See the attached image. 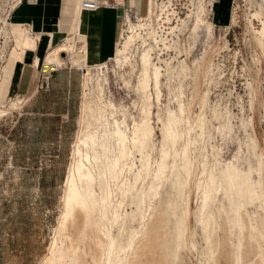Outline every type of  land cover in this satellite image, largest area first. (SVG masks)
I'll return each instance as SVG.
<instances>
[{"label":"rangeland","instance_id":"374dc122","mask_svg":"<svg viewBox=\"0 0 264 264\" xmlns=\"http://www.w3.org/2000/svg\"><path fill=\"white\" fill-rule=\"evenodd\" d=\"M153 3L154 0H149L144 16L152 14ZM5 5L0 0V15L5 12ZM202 20L193 22L194 42L191 50L186 51L187 60L170 56L158 63L152 59V49L142 50L138 46L141 40L136 42L135 33H141L139 24L132 22L134 31L128 25L124 42L122 33L112 60L102 62L103 70L94 68L89 78L86 67L87 71L81 72L82 84L85 76L81 96L87 107L82 106L74 121L73 135L61 146L51 144L54 133L48 128L53 127V122H44L46 131L38 133L37 121L20 117L24 105L21 107L12 96L20 75L17 69L32 61L39 37L18 26L17 18L11 23L9 33L0 32V52L4 50L8 54L0 67V264H37L44 254L39 264H57L58 259L73 264L68 239L71 233L58 234L73 149L79 137L85 140L97 133L103 136L115 122L128 127V132L136 138L135 172H144L143 180H147H142L141 190L149 194L153 184L159 191L153 211L143 209L145 219L137 212L124 221L126 238L132 229L139 230L146 223L135 249L130 252L129 264H231L237 250L244 258L241 264L264 263V0H221L211 22ZM74 21L72 33L78 34L79 39L71 41L77 54L70 51L75 57L70 60L73 64L66 65L68 68H79L80 60L86 61V39L81 34L83 27H79L81 19ZM69 39L67 36L64 44L57 46L51 44L45 55V70L54 68L48 65V58L55 50L70 48L65 45ZM78 48L82 50L79 52ZM15 51L19 55L18 63L13 60ZM88 65L97 63L89 60ZM171 125L176 131L171 129L168 133ZM147 129L152 133L144 137ZM187 131L189 137L188 133L182 134ZM170 144L175 146L171 149ZM179 151L182 155L178 160ZM227 168L233 174L240 172L236 184L243 188L237 200L243 221L233 227L235 214L230 212L232 203L230 193L226 192L229 186L224 182ZM246 184L255 192L249 194ZM130 198L131 194L125 200L128 213ZM213 233L216 234L212 238ZM54 244L56 247L51 252Z\"/></svg>","mask_w":264,"mask_h":264},{"label":"bare ground","instance_id":"6f19581e","mask_svg":"<svg viewBox=\"0 0 264 264\" xmlns=\"http://www.w3.org/2000/svg\"><path fill=\"white\" fill-rule=\"evenodd\" d=\"M220 3H221V1L218 4H215V6H214V11L215 12L218 10ZM81 4H82L83 10L84 11H88V10H86L83 7V0L81 1ZM79 8L80 7L78 6V9ZM145 10L147 12V9L146 8H145ZM75 12H76V10H75ZM196 20L199 23L203 22V20H202V18H201L200 15H197ZM129 25H130V29L132 31H134V27L131 26L132 25V22L131 21L129 22ZM139 27H140V29H142V26L140 24H139ZM135 35L137 36L136 42H137V40H141L142 39V33H138V34L135 33ZM127 38H128V36H127ZM73 40H74V38H70L69 39V42L67 41L65 43V45H69L70 48L69 47L63 48L61 51H57L51 57V59H50V62H51L50 66L55 67V65H57V64H64L67 61L74 60V57L75 56H72L70 54L71 52H73V55L77 54V51L75 50V45L73 46V44L71 43V41H73ZM78 50L80 52L82 50V48H78ZM84 52L86 54V59H88V61L89 60L91 61V51H87L86 50V47H85ZM62 53L63 54H66L67 57L66 58H62V56H61ZM145 59H147V58H145ZM13 60H14L15 63H17L18 60H19V55H18L17 51H15V53H14ZM97 60L94 61V63H97V65H93L94 67L93 66H89L87 60L86 61L85 60L84 61H81L80 60L79 65L82 66V69L86 70L83 67H86L88 69V74H86V77L89 78L92 75L91 71L94 68L96 70H98V71H102L103 70V68H104L105 65L102 64V62H97ZM147 63H148V61H147ZM13 69H14V67H13ZM47 69H50V68H47ZM153 69H155V68H153ZM153 69H152V71H153ZM21 71L22 70H20L19 72L21 73ZM158 73L156 71V75H158ZM88 80L89 79L86 78V83H85V87L86 88L89 86ZM152 98H153V96H152ZM86 103L87 102H85V101L83 102V104H82L83 108H86L87 107ZM147 105L148 104H146V106ZM146 109L148 111V108H146ZM144 113H145V110H144ZM151 114H153V113H151ZM147 115H148V112H147ZM114 116L112 118H114ZM146 118H148V117H146ZM152 119H153V117H152ZM114 120L115 119H113V121ZM125 121H127V120H125ZM124 123H127V122H124ZM138 124H140V123H138ZM172 125H173V123H172ZM172 125H171L170 130L167 131L168 133L169 132L171 133V129H172V127H174ZM127 128L124 125H122V123L120 124L118 122H115V124L113 125V127H111L109 129V132L108 133H103L104 134L103 136H102V134H101V136H100V134H99V136H97L98 135V133H97V134H95L96 136H93V135L92 136H87L85 140H83L82 138L79 137L78 140H77V142H76V144H75V149H74V153H73V155H74L73 164H72V166L70 168L71 171H70L69 178H68V181H67V185H66L67 187L65 189L64 196H63V204L62 205H63V209L64 210H63V214L60 217L59 222H58L59 223V226H58V234L59 235L60 234H69V233H71V237H69V238L67 237V238L69 239V242L71 244V246H70V249L72 251V257H71V259L73 260V264H129L128 257L130 255V252H132L135 249L136 244L139 241L140 236L143 234V230H145L146 223L144 222L141 225L142 228L139 229V230L136 229L137 227L134 228V230L132 229V232H131L130 236L129 237L127 236L128 238H126L124 236V234L126 233V229H125L126 227L124 226V224H125L124 221H125V219L127 220V218L129 219V217H131V216H135L133 214L134 213H137V212L140 214V218L143 216V218L145 219L146 216H144V214L146 212H143V209L144 208H146V209L148 208L149 211L152 212L153 209H154V202L156 201V203L158 204L157 197L159 196V191L156 190V188H153L152 187L153 184L149 187L150 188L149 189V191H150L149 194H146L145 191L141 190L142 188H141L140 184H141V182L143 180V173L144 172H142V171L135 172L136 171L135 170V167H136V164H135V160H136V155H135V147H136L135 142H136V138H135V136L134 137L131 136V134L128 132V129ZM173 129H172V131H173ZM164 130H166V129H164ZM174 131H176V130H174ZM151 133H152V130L147 129L146 133H144V137L145 136H148V135H151ZM186 133H188V131L187 132H183L182 134L186 135ZM184 135H182V137ZM164 136H165V134H164ZM168 136H169V134H168ZM172 136H173V134H172ZM176 136H177V134H176ZM188 137H189V133H188ZM172 139H171V141H172ZM175 139H177V137ZM179 139H180V137L177 140L179 141ZM146 145L148 146L147 143H146ZM139 146H140V144H139ZM168 146H169V148L172 149V146H175V145L170 144ZM184 147H185V145H184ZM190 147H191V145H190ZM164 148H165V146H164ZM174 148H176V147H174ZM186 149L188 150L187 145H186ZM154 150H155V148H154ZM163 151H164V149H163ZM180 151H182V149ZM180 151H179V155H177V158H176L178 160H179L178 156L181 157V155H182V152H181V155H180ZM172 152L173 151H171V153ZM175 152L176 151H174V154H175ZM166 153H167V151H166ZM176 153H178V152H176ZM151 154H152V157H153V154L154 153H151ZM168 154H170V153H168ZM185 154H186L185 156H187V153H185ZM155 156H157V155H155ZM153 159H155V158H153ZM171 159H173V158H171ZM142 160H143V158H142ZM165 160H166V158H165ZM175 161H177V160H175ZM162 162L164 163L165 161L163 160ZM150 163H153V162H150ZM138 164H139V162H138ZM181 164H182V162H181ZM259 166H261V165H259ZM168 168H169V164H168ZM182 168H183V166H182ZM140 169H142V168H140ZM162 169H164V168H162ZM146 170H148V169H146ZM165 170L166 169H164V171ZM261 170H263V169H261ZM183 171H184V168H183ZM173 172L174 171H172V173ZM239 173H238V170H237V174H239ZM237 174L236 173L233 174L232 169H228L226 171V173H224V182H226L228 184V186H229V190L227 189L228 191L226 190V192L230 193V199H231V203H232V210H231V208L229 210H231L230 211L231 213L235 214V222L233 224L230 223V224H232V227L234 226V224L235 225H239V223H241L243 221L240 218V216H239V213H238L239 206H238V203H237V200L239 199L240 194L243 193V188L242 187H239V185L236 184V177H238ZM161 176H162L163 179H165L163 177V175H161ZM132 177L134 178V181H132V179H133ZM144 177L146 178V176H144ZM159 177H160V174H159ZM190 177L191 176L189 175L188 178L190 179ZM156 178H158V174H157ZM170 178H171V176H170ZM180 178H181V176H180ZM175 179H177V177ZM148 180H151V179H148ZM238 180H240V178ZM145 181H147V180H145ZM182 181H184V180H182ZM186 181L188 182V180H186ZM160 182L163 184L162 181H160ZM166 182H167V180H166ZM180 185H181V183H180ZM200 185L202 186L201 183H200ZM258 185H259V183H258ZM165 186H163V187H165ZM183 186H184V183H183ZM146 188H147V186H146ZM191 189H193V188H191ZM181 190L183 191V189H181ZM160 191H163V190H160ZM246 191H248L249 194H252L254 190H253V188L249 184H246ZM130 194H131V198H130L131 199V205H130L131 212L128 213L129 211H128L127 208L129 206L126 205L125 200L130 197ZM209 197L210 196H208V199H209ZM182 199L183 198H181V200ZM179 202H181V201H179ZM128 203H130V202H128ZM156 203H155V206H156ZM207 206H208V204H207ZM189 207H190V205H189ZM132 208H135L136 211L134 209L132 210ZM186 208H187V206H186ZM214 215H215V218H216V214H214ZM175 216H174V218H175ZM182 216L183 215L181 214V217ZM208 217H206V218H208ZM154 218L155 217L153 216L152 219H154ZM142 219L140 220L141 222H142ZM208 219H207V221H208ZM228 220H230V219L228 218ZM128 221H130V220H128ZM182 221H180V222H182ZM138 222H139V220H138ZM182 223L184 224V222H182ZM183 224H181L180 227L181 226L184 227ZM122 227H124V228H122ZM181 228H179V226H178V228H177V230H178V233L177 234L178 235L177 236H179L180 229ZM212 228H214L213 225H212ZM123 229H125V233H124ZM245 229H247V228H245ZM116 230H117L118 233L115 232ZM208 230H209V228H208ZM212 231H215V230L213 229ZM229 231H230V229H229ZM243 231L245 232L244 229H243ZM230 232L233 233V231H230ZM249 233H252V232H249ZM215 234L212 235V238H213V236H215ZM217 236H218V234H217ZM174 237H176V236H174ZM243 237H245V235H243ZM247 237H248L247 239H250L249 236H247ZM177 238L178 237H176L175 239H177ZM210 238H208V239H210ZM228 238H232V236H229ZM166 239H167V237H166ZM232 239H230V240L233 241ZM181 240H183V239H181ZM230 240H229V242H230ZM207 243H209V242L207 241ZM180 244H182V241H181ZM263 245L264 244H262V246ZM181 246H179V247H181ZM188 246H190V245H188ZM55 247H56V245L54 244L51 247L50 251L51 252L54 251ZM209 247H210V245H209ZM211 248H212V246H211ZM136 250H137V248H136ZM178 250L179 249H177V251ZM250 250H252V249L250 248ZM237 251H234L233 252V259L230 260V261H232V262H230L231 264H241L242 263V260L244 259L243 256L241 257V255L239 254L240 252L238 253ZM240 251H241V249H240ZM251 252L252 251H250V253ZM137 253H136V255H137ZM219 254H221V253H219ZM133 255H135V254L133 253ZM211 257H213V256H211ZM139 258L141 259V257H139ZM213 261H214V259H213ZM57 264H65L64 263V259H58L57 260ZM153 264H154V262H153Z\"/></svg>","mask_w":264,"mask_h":264},{"label":"crops","instance_id":"0c3cea01","mask_svg":"<svg viewBox=\"0 0 264 264\" xmlns=\"http://www.w3.org/2000/svg\"><path fill=\"white\" fill-rule=\"evenodd\" d=\"M81 1H25L11 16V23L14 22V18H17L18 26L25 29L31 36L39 37L32 61L20 65L17 69L16 73L22 71L12 88V96L19 100L21 107L24 105L20 117H24V119L29 117V119L37 121L38 126L35 130L38 133L46 131V128L43 127L44 122L48 124L53 122V127L48 128V131L52 130L54 133L52 145L61 146L75 131L73 130L74 121L77 119L79 111L82 112L83 97L81 94L82 86L84 93L85 76L82 84V73L79 70L82 69V66L77 65L79 68L74 66L68 68L67 64H73L70 61L55 65L53 69L45 70V59L47 57L45 55L50 50L51 44L53 43L54 46L64 44L67 36L77 41L79 39L78 34L74 35L72 33V25L75 19H81L79 27H83L80 31L86 39V50L91 51V60L96 61L98 59L97 62H109L118 47L122 33L124 35L122 42H124V17L127 11L131 10L139 16H144L146 5L149 2V0H94L97 2H114L117 7H100L97 10L84 11ZM126 20L128 27L129 22H133V20L129 16ZM63 48H66V46L55 50L49 56L48 65L51 64V57ZM61 56L62 58L67 57L63 53ZM38 58H40V61L36 64ZM86 60L88 62V59ZM47 79H49L50 87L46 89L44 83ZM44 256L45 254L41 259Z\"/></svg>","mask_w":264,"mask_h":264},{"label":"built area","instance_id":"2783aa9c","mask_svg":"<svg viewBox=\"0 0 264 264\" xmlns=\"http://www.w3.org/2000/svg\"><path fill=\"white\" fill-rule=\"evenodd\" d=\"M5 12L0 15V32L9 33L11 28L12 13L25 1L35 0H3ZM218 0H154L152 14L139 16L131 10L124 17V29L127 28V16L133 22L142 26V39L138 43L140 49H152V59L156 63L160 59L177 57L179 60H187L186 51L193 46V22L197 15L211 22L214 15V6ZM83 7L88 11L97 10L100 7H117L114 2L83 0ZM127 29H125V34ZM2 38H0L1 40ZM4 40V39H3ZM1 42V41H0ZM7 51L0 52V67L7 58ZM82 73L84 69H79ZM47 89L50 87L49 79L44 83Z\"/></svg>","mask_w":264,"mask_h":264}]
</instances>
